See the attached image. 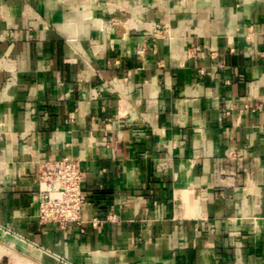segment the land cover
I'll return each instance as SVG.
<instances>
[{
	"label": "crops",
	"instance_id": "crops-1",
	"mask_svg": "<svg viewBox=\"0 0 264 264\" xmlns=\"http://www.w3.org/2000/svg\"><path fill=\"white\" fill-rule=\"evenodd\" d=\"M66 156L85 233L37 220ZM0 264H264V0H0Z\"/></svg>",
	"mask_w": 264,
	"mask_h": 264
},
{
	"label": "built area",
	"instance_id": "built-area-1",
	"mask_svg": "<svg viewBox=\"0 0 264 264\" xmlns=\"http://www.w3.org/2000/svg\"><path fill=\"white\" fill-rule=\"evenodd\" d=\"M232 155L235 154L232 152ZM85 180L86 172L81 162L74 158L66 156L40 164L34 201L38 224L42 229L85 233L88 228H98L110 220L109 216L89 222L83 220V209L89 202L83 188ZM255 227H259L257 222Z\"/></svg>",
	"mask_w": 264,
	"mask_h": 264
}]
</instances>
